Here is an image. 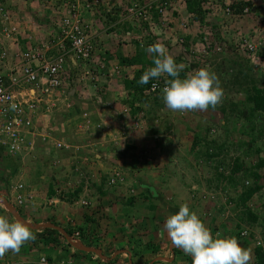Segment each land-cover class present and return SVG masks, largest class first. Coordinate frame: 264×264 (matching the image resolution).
<instances>
[{"label": "crops", "instance_id": "obj_1", "mask_svg": "<svg viewBox=\"0 0 264 264\" xmlns=\"http://www.w3.org/2000/svg\"><path fill=\"white\" fill-rule=\"evenodd\" d=\"M106 1L112 4L111 11H107L105 6H101L93 13L84 11L82 18L85 23L93 22L98 16L101 21L103 20L101 24H103L104 28L106 27V31H109V36L97 34L95 42L99 51L102 52L101 55H106L113 66L117 65L121 68V76H116L112 86L106 82L108 81L106 79H102L96 85L83 79L76 62L72 61V66H70L72 77L66 88L68 94L66 98H74L75 95L79 97L82 94L87 95V98H83L87 103H83V105H88L91 102L90 100L94 101L95 97L100 95L106 112L110 111L113 114H118V110L121 112L125 106H129V104L125 103L127 96L134 95L132 88L126 87V81L134 80L137 73L148 63L145 62V64H140L139 66L130 63L123 64L121 58L124 57L135 61L138 58H143V56L149 57V53L136 38L139 34H145L144 29L135 28L134 21L127 18L124 12L125 6L132 0ZM231 1L233 0H218L222 5ZM240 1L251 4L250 14L236 18L234 16L227 17L221 12L208 13L202 9L200 19L196 18V22L187 29L182 28V22L193 12L189 10V7L180 8L178 12H174V21L170 29L171 36H168L170 40L166 41V44L169 46L171 42V45L175 44L180 47L181 44L177 43V38H183L187 46H189V43L193 44V42L200 41L199 35L203 34L204 31L193 33V30L198 25H200L201 30L210 27L214 28V32L208 34V38L216 44L225 42L229 46H233L237 37H254L256 24L261 17H264V0H239L238 2ZM64 4L65 0H40L39 2L12 0L10 8L16 17L19 16V18L24 19L22 25L25 27V33L34 35L33 40L40 42L51 37H58V30L53 24L52 13L59 10L62 11ZM26 34L22 37L24 47L29 43L25 38ZM125 35L128 40L130 39L129 37L135 39L133 41L134 45H125L124 41L120 40V37ZM114 38L118 42L112 46L110 43ZM259 52L264 60V46L260 47ZM76 81L82 83L81 87L71 86V83L75 84ZM160 94L163 93H159L154 97ZM130 98L133 100L132 97ZM70 107L71 105L68 104V109ZM101 113V110L97 108L94 114L103 120L104 123L113 122L112 119L114 118L111 116L107 117L108 113L107 115ZM40 119L43 120L42 117ZM38 126L39 134L50 132L49 128H45L48 127L45 126V123L41 125V122L38 121ZM138 133L139 131H136L134 133L135 136H128L131 137L129 141L131 145L125 147L124 150H112L105 145V136L111 137L113 134L108 129H106L104 136L98 139L100 141H91L82 146L79 145L80 148L84 147L86 149L83 152L84 154L98 151L95 152L94 158L89 157L93 159V162L88 163L91 172L95 173L93 174L95 182L94 179L92 180L94 183L101 184L100 182L103 181L96 175L103 169L104 157H108L114 163L118 159L120 161L118 163L120 167L118 168L123 169L126 166L129 174L122 182L109 185L108 179L112 173L106 169L105 173L109 174L107 177L106 175L103 176V178L106 177L103 182L106 185V189L101 192L100 196L95 197V200L90 196L88 200H90L91 204L89 206H81L75 200L81 196V192L84 191L83 187L71 190L65 182L73 179L76 175L75 168L69 166L70 164L77 165L76 158L79 155L77 152H75V155L72 153L76 150L65 152L66 154L64 155L59 152V155L69 163L63 171L67 177L61 179L63 182L59 181L62 188H56L58 183L48 180L44 165L40 166V169H36L35 175L27 180V184L32 186L31 188L33 189L32 195L34 197L31 207L30 209H25V211L22 210V213L20 211L18 213L30 224H51L58 228H30L36 236L35 240L26 242L19 253L8 252L3 258L36 262L42 253H46L52 261L61 260L68 262L70 260L72 264H192V257L182 249L175 247L164 229L166 218L170 214L177 212L181 204H187L191 210L198 213L213 236L218 232L224 236H235L243 247L250 250V264H253L256 261L255 252L261 247L264 253V247L261 244L257 246L255 242L248 241L250 237L241 236L240 231L247 227L248 224V229L254 227V229L258 230L264 227V206L262 205L264 204V174L261 171L264 168L256 169V174L261 175L259 183L262 188L251 197L246 198V193L251 187V181L248 172H241V168H243L241 166H236L239 169H237L238 173L235 176L228 177L222 181L219 176L217 177L213 174L212 168L208 164L199 163V161H202L201 158H204L200 157V155L197 156L196 161L189 163L164 160L160 161L161 164H157V160H155L153 164L147 162V165H144L140 161L136 162L135 160L138 157L132 155L131 150H138L136 148L138 142H140ZM197 135L201 136L202 133L198 132ZM204 135H206L205 132ZM246 138H248L247 135H245V140H247ZM52 139L50 137V141ZM47 148L50 149V146H47ZM52 152L56 153L58 150L54 149ZM108 155L112 156L109 157ZM86 157L84 156L82 161H88L89 158ZM13 158L11 156L5 158L7 159V165L10 166L12 164L10 162L13 161ZM27 158L24 156L22 160ZM156 158L158 157L155 155L154 159ZM120 163H122V167ZM81 165H86L87 167V163H82ZM23 167L28 168L26 163ZM256 174H254V179ZM11 179L12 177L9 178V180ZM241 190L244 191L240 192ZM64 195H67V197H63ZM0 214L15 219L14 215L7 210H1ZM252 218H256V220L253 221ZM45 229H54L60 234V229H64L66 232L75 229L81 230L84 233L81 243L90 248V250L84 251L67 246V239L63 234L65 239L59 238L58 245L49 248L45 246L41 235ZM40 243L41 245H39ZM91 249H94V251ZM10 256L11 258H9Z\"/></svg>", "mask_w": 264, "mask_h": 264}, {"label": "rangeland", "instance_id": "obj_2", "mask_svg": "<svg viewBox=\"0 0 264 264\" xmlns=\"http://www.w3.org/2000/svg\"><path fill=\"white\" fill-rule=\"evenodd\" d=\"M96 19L93 22L87 23L93 26V34L96 37L98 36L97 34L108 35L109 31H106V27L104 28L103 24H101L103 20L101 21L99 16L96 17ZM134 23L137 29H144L145 31L147 28V26L140 22L134 21ZM159 23V21L156 23L150 35L159 41L161 40L160 42L164 46L166 45V49L169 54L175 58L177 64L183 66L181 76L183 77L187 74H191L201 67L209 68L216 73L223 88L224 95L222 102L218 104L215 109L209 108L207 111L173 112L164 104L163 94L157 97H154V95L141 96L140 94H131L125 99V103L129 104V106H125L121 112L118 110V114H113L110 111L106 112L100 95L99 97L91 95L95 97V99L94 101L90 100L91 102H89L88 105H83V103H87L83 99L87 98V95L82 94L81 97L75 95L77 98L71 97L68 99H65L66 96H63L65 101L60 102L59 109L47 113V115L42 117L43 120H39L41 125L45 123V126H48L45 127L50 129V132H47V134L53 139L51 141L50 139L49 141H42V139L36 135L35 148L29 152L28 155H25L26 158L27 156L32 157H28L25 160H22L23 157H15L8 168L7 159L2 162L0 161L1 165H4L1 167L2 169H0V195L8 198L12 186L24 182L27 192L33 193L32 186L27 184V180L34 176L36 169H40L42 165L46 167L48 180L58 183L56 188L61 187L59 181L63 182L61 179L67 177L64 175L63 171L69 163L66 162L65 158L59 155V152L64 155L66 154L65 152L76 150L72 153L75 155V152H77L80 157L76 158L77 165H69L75 168L76 175L73 179L66 180L65 182L67 183V187L71 190H75L77 187H83L84 191L81 192V196L75 200L78 201L77 203L81 206L83 205L82 202L86 201L88 203L87 206H89L91 204L90 200H88L89 197L91 196L95 200V197L100 196L101 192L106 189V185H104L103 182L109 174L105 173V171L108 170L109 172L111 171V173L118 171L124 176V179L126 176H129L126 166H124L123 169L118 168L120 167L118 164L120 161L118 159L114 163V161L112 162L108 157H104V170H100V173L96 175V177L103 181L100 182L101 184L94 183L95 177L93 174L95 173H93V171L91 172L88 163L93 162V159L89 157L94 158L95 152L98 151H91V153L88 152L84 154L83 152H85L86 149L84 147L80 148L79 145L82 146L91 141H100L98 139L104 136L106 129L113 134L111 137L105 136L104 143L112 150H124L125 147L130 146L131 144L129 141L131 137L128 136H135L134 133L139 131L138 138L140 142H138L136 146L138 150L131 151L132 155L138 157L135 161H140L141 164L147 165V162L153 164L155 160H157V164H161L160 161L164 160L173 162L185 161L189 163L196 161L197 156L200 155V157L204 158H201L202 161H199V163L208 164L212 168L213 174L217 177L219 176L220 180L224 181L228 177L235 176V174L238 173L236 166H241L243 167L241 168V172H248L251 181L250 186L252 187L254 185V174H256L258 164L264 161V114L258 113L253 118L250 117L249 119L251 105L247 102L246 98L253 86H258L259 88L264 87V60L260 56V52H258V58H255V61L249 58L247 53L239 48V41L242 38L240 36L234 40L233 46H229V44L225 42L221 44L217 43V45L222 48L221 51L211 50L206 55L201 52L198 56L194 55L197 56V58H192L189 57L188 54L182 52V49L178 45H171V42L169 46L166 44V41L170 40L168 36H171V25L165 26ZM197 31H204L203 34L208 36V34L214 32V28L210 27L201 30L200 25H198L193 30V33ZM141 35L142 34L136 36L139 41L142 37H145ZM129 38V40L126 39L125 35L120 37V40L122 39L125 45H134L133 41H135V39L132 37ZM51 39L52 37L46 40ZM117 42L118 41L114 38L111 40L110 44L113 46L116 45ZM193 45L195 48L194 50L197 48H201L202 50L203 48V43L199 40L193 42ZM101 54L102 52L98 53L95 59L104 58L107 67L104 72L98 76L97 81H92L91 83L98 85L102 79H106L108 80L106 82L112 86L116 76H121V71L120 73H113L110 75L112 67L114 66L109 62V58L106 55L102 56ZM142 60L143 63L141 64H145V62L148 63L144 65L145 67H140L142 68L141 71L144 72L149 67L153 66L151 61L152 55L150 53L149 57L143 56ZM161 78L164 80L167 79V77ZM81 84V82L76 81L75 84L71 83V86L81 87ZM129 96L132 97L133 100H131ZM68 104L71 105L70 109H68ZM97 108L101 110V114L107 115L108 113L107 117H113V122L104 123L103 120L94 114ZM126 109L128 110L125 111ZM121 118L122 120H120ZM198 132H201L202 135H197ZM204 132L206 135H204ZM245 135L248 136V138H246L247 140H245ZM56 142H62L69 147L57 149ZM47 146H50V149L47 148ZM54 149L58 150V152H52ZM204 150L206 151L205 153ZM155 155L158 158L154 159ZM84 156H87L89 160L82 161ZM108 156L111 157L112 155ZM162 157H164V159H162ZM25 163L28 168L23 167ZM82 163H87V167L86 165L82 166ZM108 164L109 166L107 168ZM120 164L122 167V163ZM13 168L15 171H13ZM261 168H264V166ZM261 171L262 174H264V169ZM104 175H106V177L103 178ZM11 177L12 179L9 180ZM19 178H21V180H19ZM93 179L94 182L92 181ZM243 191L244 190H241L240 192ZM63 197H67V195ZM31 204L32 200L26 202V205H24L25 207L18 208L21 211H25V209H30ZM262 205L264 206V204ZM1 207H5V205L0 200V208ZM242 211L245 212L244 210ZM247 227H249V224ZM247 227H244L242 230L240 229V233L244 230L248 231L247 236L250 237L248 241L255 242L257 246L261 244L264 247V227L258 230L254 229V227H252V229L251 227L250 229ZM9 258H11V256ZM253 264H258L257 258Z\"/></svg>", "mask_w": 264, "mask_h": 264}, {"label": "built area", "instance_id": "obj_3", "mask_svg": "<svg viewBox=\"0 0 264 264\" xmlns=\"http://www.w3.org/2000/svg\"><path fill=\"white\" fill-rule=\"evenodd\" d=\"M187 1L132 0L128 3L124 9L127 18L148 28L142 35L145 37L140 39L141 46L147 48L154 43H161L150 35L156 23L159 21L165 26L172 25L174 12L188 7ZM199 1L201 8L208 13L221 12L227 17L236 18L251 13L250 6L242 8L241 11L233 6L239 0L224 5L218 0ZM10 3L12 0H0V153L2 156L22 158L35 148L36 135L42 141H49L48 134H39L38 121L40 117L59 109L60 102L65 101L63 96H67L66 88L71 77L72 61L79 67L81 77L90 82H96L98 76L106 69L104 58L98 59L99 61L95 59L100 52L95 42L96 36L93 34V26L84 22L82 13H93L101 6L111 11L112 4L106 0H65L63 13L61 14L60 10L52 13L58 37L35 42L34 35L25 33V27L22 25L24 19L13 14ZM196 20L195 13H190L182 22V28H189ZM25 34L29 41L26 47L22 42ZM199 37L203 43L202 50H194L193 44L187 48L183 38H177V43L181 44L183 52L189 57L193 54L198 56L201 52L207 54L211 50L221 51L222 48L208 36L200 34ZM261 46H264V17L256 24L254 37H242L239 41V48L253 61L258 58ZM120 71V67L114 66L110 75ZM164 86V79H150L145 94L163 93ZM13 104L15 109L11 107ZM56 147L59 149L69 146L56 142ZM123 180L124 176L114 171L108 179V184L115 185ZM32 194L27 192L24 183H18L12 186L8 199L18 207H25L26 202L33 200ZM82 203L88 205L86 201ZM83 234L81 230L75 229L71 237L78 242L82 240ZM241 235L247 236L248 231L244 230ZM41 257L45 258V264H72L70 260L54 263L45 255H41L36 262L0 258V264H39Z\"/></svg>", "mask_w": 264, "mask_h": 264}, {"label": "clouds", "instance_id": "obj_4", "mask_svg": "<svg viewBox=\"0 0 264 264\" xmlns=\"http://www.w3.org/2000/svg\"><path fill=\"white\" fill-rule=\"evenodd\" d=\"M145 50L152 54L153 66L143 72L139 83L147 84L150 79L167 77L163 102L169 110L207 111L209 108L215 109L222 102L224 92L215 72L201 67L182 77L183 66L177 64L163 44L157 42ZM11 107L15 109L16 106L13 104ZM2 209L6 210L4 207ZM164 229L172 244L192 257V264H250L249 249L243 247L235 236H224L219 232L213 236L198 213L187 204H181L177 212L166 218ZM35 238L27 221L0 214V258L8 252L19 253L26 242ZM67 244L71 246L68 241ZM42 255L48 257L46 253ZM39 264H45L44 257H41Z\"/></svg>", "mask_w": 264, "mask_h": 264}, {"label": "trees", "instance_id": "obj_5", "mask_svg": "<svg viewBox=\"0 0 264 264\" xmlns=\"http://www.w3.org/2000/svg\"><path fill=\"white\" fill-rule=\"evenodd\" d=\"M187 6L189 7L190 11L195 13L196 18L200 19V14L202 15V8L200 5V1L199 0H188ZM233 6L236 7L238 9V11H241V9L246 7V6H250L252 8L250 3L241 2V1L234 3ZM185 45L187 46V44H185ZM191 45L192 44L189 43V46H191ZM189 46L187 48H189ZM182 52H183V50H182ZM194 55L195 54H193L192 58H197V56H194ZM151 61H149V62H151ZM121 62L123 64H126V63L129 64L130 63V64H136L139 66L143 62V60H142V58H138L136 61H131V60H128L127 58L122 57ZM142 74H143V71L140 70L137 73L136 78L134 80L126 81L125 85L129 89L132 88L135 95L140 94L141 96H143V95L146 96L145 90L148 87L149 82L147 84H140L139 83V80H140V77L142 76ZM246 99H247V102L250 103V105H251V109L249 112V119H250V117L253 118L258 113L264 114V87L259 88L258 86H253L252 89L248 92ZM6 157H9V156H2V154L0 153V161L1 162L4 161ZM10 163H12V162H10ZM3 166L0 163V169H2L1 167H3ZM8 166L9 165H7V168H8ZM263 166H264V161H261L258 164V168L263 167ZM236 169H239V168L237 167ZM13 171H15V170L13 169ZM255 177H256L254 180L255 183L247 191L246 198L251 197L253 194L258 192L262 188V185L259 183V181L261 179V175L256 174ZM0 179H1V177H0ZM17 209H18V211L21 212V210L19 208H17ZM1 210H3V209L0 208V211ZM252 219H253V221L256 220V218H252ZM68 234L72 235L73 230H68ZM41 235L43 236L42 238L44 240L43 242H44L45 246H47L49 248H51V247L53 248V247L57 246L59 243V241H58L59 238H63V240L65 239L62 234H60L57 230H54V229H45ZM67 246H68V244H67ZM65 248H66V246H65ZM63 249H64V247H63ZM255 255H256V258L258 259V264H264V253H263V250L261 247H259L257 249V251L255 252Z\"/></svg>", "mask_w": 264, "mask_h": 264}, {"label": "water", "instance_id": "obj_6", "mask_svg": "<svg viewBox=\"0 0 264 264\" xmlns=\"http://www.w3.org/2000/svg\"><path fill=\"white\" fill-rule=\"evenodd\" d=\"M0 200L2 201V203L5 205V209L7 211H9L11 214L14 215V217L16 219H19L21 221H26L19 213H18V210L15 208V206H13L4 196L0 195ZM28 226L29 228L31 229H40V228H47V227H53V228H58L54 225H51V224H30L28 223ZM60 232L61 234H63L67 241L69 242V244L72 246V247H75L77 249H80V250H84V251H89L90 248L84 246L80 241L76 242L72 239V237L64 230V229H60ZM92 251H94V249H91Z\"/></svg>", "mask_w": 264, "mask_h": 264}]
</instances>
